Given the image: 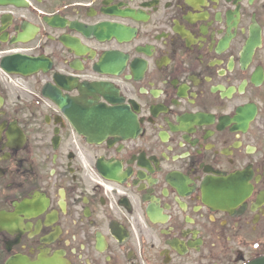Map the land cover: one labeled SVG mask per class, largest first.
<instances>
[{"label":"flooded vegetation","instance_id":"flooded-vegetation-1","mask_svg":"<svg viewBox=\"0 0 264 264\" xmlns=\"http://www.w3.org/2000/svg\"><path fill=\"white\" fill-rule=\"evenodd\" d=\"M0 4V264L264 257V0Z\"/></svg>","mask_w":264,"mask_h":264},{"label":"water","instance_id":"water-1","mask_svg":"<svg viewBox=\"0 0 264 264\" xmlns=\"http://www.w3.org/2000/svg\"><path fill=\"white\" fill-rule=\"evenodd\" d=\"M4 3H12L14 5H19L17 0H0V4H4ZM248 264H264V257L253 260Z\"/></svg>","mask_w":264,"mask_h":264}]
</instances>
